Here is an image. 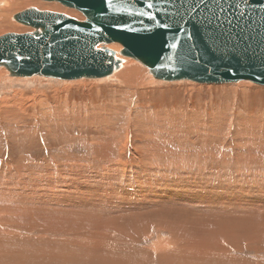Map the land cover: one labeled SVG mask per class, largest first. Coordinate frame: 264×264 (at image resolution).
<instances>
[{
  "label": "rangeland",
  "instance_id": "374dc122",
  "mask_svg": "<svg viewBox=\"0 0 264 264\" xmlns=\"http://www.w3.org/2000/svg\"><path fill=\"white\" fill-rule=\"evenodd\" d=\"M22 3L12 2V5L9 4V6L4 8L5 5H3V0L0 1V15L4 10L3 16H0V35L6 32H32L33 28L17 22L13 18L15 13L29 7L64 13L79 20L84 19V15L80 11L67 7L58 1L27 0L25 4ZM6 11H9L8 14ZM117 45L118 44H110L108 47L113 49L115 46L117 47ZM118 49L120 50L121 48ZM119 50L116 51L117 54ZM118 57L123 59L120 68L112 75L104 78L62 80L45 78L42 76L12 77L4 66H0V237H6L9 234L10 237H12L15 232L21 235L23 237V239H21L24 240L22 241L20 239L19 241L22 242H19L14 237L5 243L7 244L6 246L0 241V264H36L32 261L34 260L33 257L30 256L31 258H29V256H27V254L31 252L25 253L23 248L29 243L30 245L28 247H33L35 249L37 247V240L34 242V239H37V236L42 233H46H44L45 230L40 227L41 224L36 226L38 230L27 225V221L31 224L33 220L31 214L28 216L29 212H31L33 208L32 211L37 215L39 211L43 210L46 214L42 212V216L40 215L41 213L38 215L45 218L47 215L51 216L52 212L50 210L52 207H65L71 202V206H74L76 211L90 214V216L92 215V219L93 217L94 219L96 217L98 218L99 215L100 220H102V218V221L107 219V225L108 222L109 224L113 222V220L109 221L108 219L111 220L113 217L117 218L128 215L125 220L117 221V224L113 222V227L112 225H108V231L106 227L105 229L101 227L106 234V238L102 237L104 239L108 238V240L105 241L101 237V239L104 240L101 241L102 243L105 242L103 243L105 245L107 243L108 245L106 246H110L111 248L107 251L108 254L105 259L104 257H100L98 260L93 257V254L96 253L94 250L91 249V251L89 249L88 251L84 248L86 250V258L92 257L91 260L94 264L95 261H97L98 264H168L169 259H166L170 256H172L170 259H175L174 262L176 264H186L185 262L189 260V257L191 259L189 260L190 262H188L189 264H197L200 259L199 264H208L210 259L207 258L209 257L208 254L214 249L216 251H213L214 257L221 255L218 257H221L220 259H222V262L213 258L211 253L210 257L213 259L211 258L209 263L213 262L212 264H223L225 261L227 264H232L231 262L233 259L239 260L240 257L242 260L244 258L243 261L250 262L249 264H257V262L258 264H264V232H262V235L261 233L258 234V236L252 233L254 235L251 237L249 236L248 239L246 236L251 234L248 232L250 229H246L248 227L253 228L251 230H254V232L256 229L258 230L260 228L261 230L264 228V215L263 213L260 214V216L258 215L264 212V86L247 80L223 84H203L191 80L164 81L153 78L148 69L139 62L131 58H124L121 55ZM127 67L131 68V73L129 72L130 75L125 79L118 78L117 74L124 71ZM101 148L103 149L101 150ZM64 153L67 154L66 157ZM99 154L103 155V157L100 158L101 156ZM91 157H93V160L90 159ZM97 157H99V159ZM74 158L77 160H74ZM81 158L84 160H81ZM86 159L87 161H91V163H89V161L87 162ZM77 161H82L80 163H83V167H85L86 165L84 164L87 163L91 165L89 168H87L88 165L86 166L89 171L86 168L84 169L88 173L91 169V173H89L91 181L80 178V182H83L81 186L86 182L85 184L90 186H88L89 190L84 187V193L79 194L78 191H75L74 193H70V195L75 197L71 196L70 198V195L67 196V194L63 193L64 196L62 197H64V199L61 197L63 200L58 199L54 201H52L53 198L49 196L48 193H45L48 197L40 194L37 195V197L34 196V198L36 197V203L34 202L35 200L31 197V191L29 190L35 193L42 191L39 190V188H42L41 186L48 187L55 178L58 179H56L55 182H58L61 180V175L63 178L67 176V179L72 181L71 188L76 186L77 182L74 183L73 178L76 177V173H79L78 171H81L80 167L82 166L80 163H77ZM93 162L96 166L93 165ZM98 165L101 170L99 168L97 169ZM110 165H112L114 169ZM115 166H117V168ZM36 167L40 168L37 169ZM71 167L73 169H71ZM75 167L77 169L79 168V170ZM119 167H122L121 170H123L121 171ZM105 168L106 170H104ZM73 170H75V174H73ZM114 170L116 172H121L117 174L115 172L113 176ZM100 171L102 173H100ZM180 172L182 174H180ZM196 173H198V175H196ZM38 176L43 180L37 179ZM100 176L105 177L103 179ZM184 176L186 178L187 176L191 177L187 178L189 179L188 181ZM161 178L163 180H161ZM31 180L35 182L33 183ZM22 181L23 183L27 181V184L31 181L29 185L35 184L31 186L34 188H31L29 185L24 187L21 183ZM41 182L44 183L42 184ZM80 182L78 183L80 184ZM36 183H40L39 186L38 184L36 186ZM56 186L57 189L62 190L59 185L56 184ZM82 188L83 187H80V189ZM17 192L18 195H16ZM24 192L26 195L29 192L25 198ZM38 198H40V200ZM44 198H48L49 201L46 199V203ZM71 198L76 199V201L74 202ZM226 199L231 201H227ZM59 201L63 203L59 205ZM84 201L85 203H83ZM135 201H137V206ZM221 202L222 204H220ZM37 203L40 204V207L37 206L40 210H37V207L31 208L32 204L36 206L38 205ZM41 203L42 206L46 204L48 208H51L50 210L47 208L51 213H49L46 207H44V209L47 210V212L44 211ZM48 203H51L50 205L52 207H50V205L48 206ZM79 203H82V206ZM201 203L204 205H201L203 208L199 206ZM24 204L29 211L24 208ZM172 204L173 207L174 204H177L175 207L179 205L180 208L181 206H185L187 209L186 213L188 211L191 213L194 212L193 214L195 216L199 215L197 210H201V208L204 209V207L209 209L211 206L212 209L210 208L209 210L213 211V215L215 214L214 218L218 219L219 211H221L220 214L223 216V219H218L220 221L216 220L217 222L214 224L215 220L211 217V211L209 213V210L207 211L206 209L203 211L206 215L203 216V218H206L202 219V216L195 217L196 220L193 219L195 221L193 225H196V221L201 219L203 221L207 220L210 226H208V224H205L207 226L203 225L206 221H201L203 223L200 224L199 228H201L202 225L203 227L202 230L198 231L199 228L197 227L198 229L195 230V225H192V222H194L193 220L191 221L193 215L187 213V216L186 213H180L185 212V207H183V211H180V209L177 212L175 211L176 213H180V215L177 214L178 216L175 215L176 213L171 210L173 209ZM189 204L193 208L188 209L190 207ZM162 205L163 207L166 206V211L168 209L167 212H165V208H163ZM195 205L197 206L196 209L198 207L199 209L195 210ZM125 206L133 208L129 209ZM135 206L136 208L145 206L143 209H146V211L148 209L147 207H150L151 210L152 207L157 209V207L159 208L160 206V210L157 209L156 212H158V210L159 212L164 210V213H162L166 216L171 214L172 219L176 218L177 220L179 217H182L185 220L181 218V221L183 220L182 223L181 221L178 222L175 220L179 223L176 225L175 221H173L170 216L164 219L166 216L162 215L161 212L156 215V220L154 218L156 213H153L155 212L154 208L149 212H152L151 215L148 212L147 214L154 216L153 218L149 216V220L154 223L156 222L155 224L157 225L150 223V221L144 226L146 223L144 222L143 224L142 222L143 229L141 225L129 223L131 220L130 215L135 213ZM169 206L170 211L168 208ZM224 206L227 208L226 210H224ZM54 208L53 210L55 213L63 214L62 211L59 213L60 210L58 211ZM235 209L242 210V214L241 211ZM142 210L139 209L136 213H140ZM144 210L142 211L144 212L142 216L145 218L147 214H145L146 212ZM172 211L174 213H171ZM25 212H28L27 215ZM33 212H31L32 216ZM226 212H228V214ZM182 214H185L188 218L190 217L189 215H192V218H189V222H191L189 225H192L194 228L189 225L187 226L186 223L189 222L186 219L188 218L183 217ZM243 214L246 215L244 219L242 217ZM254 214L256 217H253ZM38 215L35 217L36 220L43 221ZM138 215L139 214L135 216L138 217ZM160 215L164 217L161 218ZM231 215L232 217L228 219ZM25 216H28V218L31 217V219L25 218ZM157 216L161 218V221H158L160 219H158L159 217L157 218ZM233 217L238 219V221L241 220L242 223H239L236 219L233 221ZM225 218L227 219L224 220ZM240 218H242L244 222ZM137 219L139 220V218ZM141 219L142 221H147L146 219L148 218L146 217L143 219L142 217ZM162 219L168 224L163 223ZM249 219H251V224L246 222ZM36 220L34 219L33 223H35ZM171 220L175 225L173 222L171 223ZM123 222L124 225L127 223V225H125L126 228L122 224ZM78 223L80 227H82V230L78 228L81 231H77V229L73 231L74 233L71 232L66 235L60 233V230L56 229L55 234L59 235L55 236L58 238L66 237L67 240H69L68 238L72 239V236L78 237L77 235H79V233L81 235L91 227L90 230L94 237H97L101 232L100 230H102L99 226L97 227L96 224L89 227L86 223L87 227L84 221L79 220ZM129 224L130 226H128ZM148 224L150 228H148ZM150 224H154L155 226H151ZM158 224L160 225L158 226ZM259 224L260 226L262 225V228ZM183 226L189 227L188 230H190V227L194 230L191 229L190 232ZM181 227L186 229L184 230ZM115 228L117 231L114 230L113 232ZM209 232H212L211 234L213 235H210ZM214 232H219V235L216 233V235H218L217 238ZM226 232H228V234L231 233V236L226 234ZM256 232L259 233L258 231ZM240 233L241 235L243 233L245 236L242 235L241 237ZM225 234L226 236H224ZM233 234L235 236H233ZM209 235L213 236L212 238L215 240L211 241L210 239L212 238H210ZM207 236L210 238H208L209 240L207 239L208 242L211 241V243H209L212 244L209 246L210 248L207 245L209 244L207 241V243L202 246L201 244L203 243H197L198 240H201V237L203 240V238ZM219 236L221 238H219ZM254 236L255 238L251 239ZM138 237L140 238L138 239ZM231 237L233 238V242H235L234 239H237V243H233ZM224 238H228V242L227 240L225 241ZM244 238L247 239H245L246 244H249H245ZM217 239L221 240L218 241ZM222 240L225 242V247L231 243L233 244L231 247L228 246L231 250L229 248H224V242ZM34 243H36V245ZM103 244L102 247H106ZM156 244L158 247H154L153 251L152 245ZM192 244L195 250L193 248L190 249ZM214 244L215 246L219 244L220 247L217 246L215 248ZM104 247L102 249L106 254ZM203 247H206V249H211L212 247V251L207 250L208 254H206L204 253L206 251ZM149 248L151 250H149ZM157 249H159L158 253L161 252V255L157 253ZM46 250L45 252L50 251L49 248H46ZM57 250L56 252L60 253V250ZM161 250H163V252ZM225 250L228 251L226 252ZM155 251L157 253L156 255ZM187 252H189L190 255L187 254ZM193 252H196L194 253L195 255ZM223 252L225 254H223ZM12 253L13 255L11 256ZM14 255L17 256L18 259H13ZM49 255H47L48 261L52 259V257L50 259L48 258ZM148 255H150V257L152 256L154 260L150 262L152 257L149 258ZM158 255H164L163 258L167 257L165 259L166 262L161 257L162 260H160L164 261V263L158 261ZM177 255H180V257L183 255V257L179 258ZM22 256L26 259H23ZM230 256L233 257V259ZM204 257L205 260L203 259ZM228 257L232 259H229L230 262ZM235 257L237 259H235ZM42 258H44V256ZM155 258L158 259L155 260ZM183 258L186 259H184V261L180 260ZM47 259H43V261H41L42 264L44 262L47 263ZM148 259L150 260L147 262L146 260ZM193 260H195L194 263ZM50 261V264H54L57 261H60V264H70L69 261L63 262L61 259L57 258L54 260V263H52V260ZM157 261L159 263H157ZM242 262L240 263L243 264L244 262Z\"/></svg>",
  "mask_w": 264,
  "mask_h": 264
},
{
  "label": "water",
  "instance_id": "95a60500",
  "mask_svg": "<svg viewBox=\"0 0 264 264\" xmlns=\"http://www.w3.org/2000/svg\"><path fill=\"white\" fill-rule=\"evenodd\" d=\"M46 1H58L77 9L84 19L34 7L15 13L13 18L30 26L33 31L0 35V66H4L12 77L42 76L62 80L104 78L117 71L123 62L116 51L108 47L117 43L121 45L119 56L139 62L155 79L191 80L203 84L247 80L264 86V59H256L250 66L248 61L240 62L227 55L217 56L204 50L200 64L191 59L178 64L177 53L186 49L190 42L166 17L160 15L157 20H152L141 16L142 11L156 12V8L147 9L146 0H113L115 7L121 11H107L106 0ZM102 12L105 13L103 16ZM158 20L170 23L172 27L162 28ZM114 23L127 27H111ZM101 26L102 31L97 32L96 29ZM194 38L203 48L198 33ZM171 43H176L177 48L167 47ZM97 44L102 50L96 49ZM17 56L22 58L17 59ZM205 66L208 71L204 70ZM172 68L177 70L171 71Z\"/></svg>",
  "mask_w": 264,
  "mask_h": 264
},
{
  "label": "bare ground",
  "instance_id": "6f19581e",
  "mask_svg": "<svg viewBox=\"0 0 264 264\" xmlns=\"http://www.w3.org/2000/svg\"><path fill=\"white\" fill-rule=\"evenodd\" d=\"M0 1H1V0H0ZM12 2L19 3V4L23 2V3L25 4V2H27V0H3V5H5L4 8H5L6 6H9V4L12 5V4H11ZM23 3H22V4H23ZM29 3H30V2H29ZM19 4H18V5H19ZM13 5H14V4H13ZM16 5H17V4H16ZM16 5H15V6H16ZM15 6H14V7H15ZM20 6H21V5H20ZM1 8H3V7H1ZM8 8H10V7H8ZM11 9H12V8H11ZM1 12H2V11H1ZM3 12H4V10H3ZM3 12H2V14H3ZM6 12H7V11H6ZM8 12H9V11H8ZM8 12H7V14H8ZM2 14H1L0 16H3ZM112 44H117V43H112ZM118 48H121V45H120V44H118L117 47L115 46V48H113V49H114L115 51H118V50H119ZM116 53H117V52H116ZM118 54H119V53H118ZM118 54H117V55H118ZM118 56H119V55H118ZM118 56H117V57H118ZM125 63H126V62H125ZM125 63H124V64H125ZM124 64H123V65H124ZM130 71H131V68L127 67V68L124 69V71L118 73V74H117V77H118V78L120 77V78H124V79H125L127 76L130 75V73H131ZM129 72H130V73H129ZM128 73H129V74H128ZM127 74H128V75H127ZM124 79H123V80H124ZM85 143H86V142H85ZM98 143H99V142H98ZM103 143H104V142H103ZM97 145H98V144H97ZM99 145H100V144H99ZM101 145H102V143H101ZM102 147H103V146H102ZM103 148H104V147H103ZM103 148H101V150H102ZM86 149H87V148H86ZM106 149H107V148H106ZM88 150H89V149H88ZM91 150H92V149H91ZM92 151H93V150H92ZM64 154H65V153H64ZM94 154H95V153H94ZM66 155H67V154H65V157H66ZM99 155H100V154H99ZM99 155H98V156H99ZM100 156H101L100 158L103 157V155H100ZM169 156H170V155H169ZM75 157H76V156H75ZM78 157H79V156H78ZM205 157H206V156H205ZM238 157H239V156H238ZM240 157H241V156H240ZM87 158H88V156H87ZM92 158H93V157H91L90 159H92ZM97 158L99 159V157H97ZM171 158H172V157H171ZM65 159H66V158H65ZM75 159H76V158H74V160H75ZM104 159H105V158H104ZM164 159H165V158H164ZM215 159H216V158H215ZM68 160H69V159H68ZM76 160H77V159H76ZM81 160H84V159L81 158ZM92 160H93V159H92ZM102 160H103V159H102ZM247 160H248V159H247ZM86 161H87V159H86ZM88 161H89V160H88ZM88 161H87V162H88ZM104 161H105V160H104ZM254 161H255V159H254ZM80 162H82V161H80ZM80 162L77 161V163H80ZM94 162H95V161H94ZM94 162H93V165L96 166V164H95ZM97 162H98V161H97ZM108 162H109V161H108ZM108 162H107V163H108ZM84 163H85V162H84ZM89 163H91V161H89ZM112 163H113V162H112ZM59 164H60V163H59ZM64 164H65V163H64ZM80 164H81V163H80ZM116 164H117V163H116ZM174 164H175V163H174ZM192 164H193V163H192ZM70 165H71V164H70ZM81 165H82L81 167L78 165V166L81 168V171H78L79 173H76V174H75V172H74L75 170H73V172H74L73 174H75V176H76L75 178H73V181H74V183L77 182L76 186H73V188H71V187H72V186H71L72 181H71L70 179H67V176H66V175H65L66 177H64V178H63L62 175H61V176H60V179H61V180H59L58 182H55L56 179H57V178H55V179L52 180L53 182H52L51 185L48 186V184H47L48 187L41 186L42 188H39V190H42V191H39V192H36V193H35L34 191L29 190V191H31V193H30L31 197L34 198V196L37 197V195H40V194H43V196H47L45 193H48V195L51 196V197L53 198L52 201H54V200H58V199H62V198L64 199V197H62V196H64L63 193L67 194V196H68V195H70V193H74L75 191H78L79 194L84 193V192H85V188H87V189L89 190V188H88L89 185L85 184L86 182H85L84 184H82V186H81V183H83V182H80V181H81L80 178H83V179H85V180H86V179H87V180H90V174H89V173H91V169H90V172H89V173H88L87 171H85L84 169L86 168L87 165H88L87 168H89V166H91V165H89L88 163H87V164H84V165H86L85 167H83V163H82ZM93 165H92V166H93ZM102 165H103V164H102ZM113 165H115V164H113ZM188 165H190V164H188ZM60 166H61V165H60ZM78 166H77V167H78ZM110 166H112V165H110ZM34 167H35V166H34ZM104 167H105V166H104ZM115 167L117 168V166H115ZM28 168H29V166H28ZM36 168L38 169V168H40V167H36ZM62 168H63V167H62ZM75 168H76V167H75ZM87 168H86V169H87ZM91 168H92V167H91ZM93 168H94V167H93ZM98 168H99V165H98L97 169H98ZM107 168H108V167H107ZM112 168H113V166H112ZM112 168H111V169H112ZM119 168H120V167H119ZM121 168H122V167H121ZM121 168H120V170H121ZM29 169H30V168H29ZM32 169H34V168H32ZM41 169H42V168H41ZM57 169H58V168H57ZM59 169H60V168H59ZM71 169H73V168L71 167ZM76 169H77V168H76ZM99 169L101 170V168H99ZM109 169H110V168H109ZM113 169H114V168H113ZM113 169H112V170H113ZM47 170H48V169H47ZM77 170H79V168H78ZM77 170H76V171H77ZM87 170L89 171V169H87ZM104 170H106V168H105ZM115 170H116V169H115ZM115 170H114L113 174L111 173L113 176H114V173L116 172ZM117 170H119V169H117ZM122 170H123V169H122ZM122 170H121V171H122ZM24 171H25V169H24ZM102 171H103V167H102ZM121 171H119V172H121ZM93 172H94V170H93ZM119 172L117 171L116 174L119 173ZM123 172H124V171H123ZM181 172H182V171H181ZM181 172H180V174H182ZM194 172H195V171H194ZM100 173H102V172L100 171ZM156 173H157V172H156ZM185 173H187V172H185ZM191 173H192V172H191ZM191 173H189V174H191ZM54 174H55V173H54ZM58 174H59V173H58ZM180 174H179V175H180ZM187 174H188V173H187ZM36 175H37V174H36ZM40 175H41V174H40ZM56 175H57V174H56ZM91 175H92V174H91ZM101 175H102V174H101ZM118 175H119V176H122V175H120V174H118ZM196 175H198V173H196ZM73 176H74V175H73ZM116 176H117V175H116ZM191 176H193V175H191ZM191 176H190V177H191ZM237 176H238V175H237ZM28 177H29V176H28ZM53 177H54V176H53ZM56 177H57V176H56ZM68 177H69V176H68ZM100 177L104 179L105 176H104V177L100 176ZM117 177H118V176H117ZM184 177H185V176H184ZM184 177H183V178H184ZM188 177H189V176H187V178H188ZM190 177H189V178H190ZM38 178H39V176L37 177V179H38ZM118 178H119V177H118ZM162 178H163V177H162ZM162 178H161V180H163ZM164 178H165V177H164ZM179 178H180V177H179ZM185 178H186V177H185ZM187 178H186V179H187ZM194 178H195V177H194ZM39 179L41 180L42 178L40 177ZM91 179H92V178H91ZM97 179H98V178H97ZM99 179H100V178H99ZM119 179H120V178H119ZM128 179H129V177H128ZM176 179H177V178H176ZM42 180H43V179H42ZM42 180H41V181H42ZM57 180H58V179H57ZM85 180H84V181H85ZM87 180H86V181H87ZM100 180H102V179H100ZM123 180H124V179H123ZM167 180H168V179H167ZM169 180H170V179H169ZM181 180H183V179H181ZM187 180L189 181V179H187ZM187 180H186V181H187ZM197 180H198V179H197ZM28 181H29V180H28ZM31 181H33V180H31ZM31 181H30V183H29V182H28V183L31 184ZM38 181H39V180H38ZM38 181H37V182H38ZM90 181H91V180H90ZM90 181H89V182H90ZM110 181H111V180H110ZM141 181H142V180H141ZM178 181H180V180H178ZM184 181H185V179H184ZM188 181H187V182H188ZM34 182H35V181H33V183H34ZM50 182H51V181H50ZM54 182H55V183H54ZM78 182H80V184H79ZM92 182H93V181H92ZM104 182H105V181H104ZM114 182H115V181H114ZM114 182H113V183H114ZM144 182H145V181H144ZM144 182H143V183H144ZM190 182H191V181H190ZM197 182H198V181H197ZM197 182H195V183H197ZM21 183H22V185H24V187H27V186L29 185V184H27V181H24V183H23V181H22ZM41 183H42V182H41ZM43 183H44V182H43ZM43 183H42V184H43ZM132 183H133V182H132ZM161 183H162V182H161ZM37 184H38V186H39L40 183H36V186H37ZM56 184L59 185V186L62 188V190L57 189ZM159 184H160V183H159ZM176 184H177V182H176ZM34 185H35V184H33V185H31V186H34ZM73 185H74V184H73ZM90 185H91V184H90ZM111 185H112V184H111ZM127 185H128V184H127ZM144 185H145V184H144ZM191 185H192V184H191ZM198 185H199V184H198ZM29 186H30V185H29ZM31 186H30V187H31ZM91 186H92V185H91ZM152 186H153V185H152ZM192 186H193V185H192ZM195 186H196V184H195ZM80 187H83V188L80 189ZM84 187H85V188H84ZM89 187H90V186H89ZM202 187H203V186H202ZM31 188H34V187H31ZM61 188H60V189H61ZM63 188H64V189H63ZM74 188H75V189H74ZM95 188H96V187H95ZM139 188H140V187H139ZM155 188H156V187H155ZM24 189H25V188H24ZM163 189H164V188H163ZM184 189H185V188H184ZM198 189H199V188H198ZM33 190H34V189H33ZM95 190H96V189H95ZM185 190H186V189H185ZM190 190H191V189H190ZM199 190H201V189H199ZM4 191H5V190H4ZM49 192H50V194H49ZM57 192H59V193H57ZM91 192H92V191H91ZM94 192H95V191H94ZM120 192H121V191H120ZM193 192H194V191H193ZM19 193H21V192H19ZM76 193H77V192H76ZM128 193H129V192H128ZM28 194H29V192H28ZM28 194H27V195H28ZM140 194H141V193H140ZM140 194H139V196H140ZM16 195H18V192H17ZM16 195H15V196H16ZM27 195H26V193L24 192V198H25ZM30 195H29V196H30ZM77 195H78V194H77ZM83 195H87V194H83ZM91 195H93V194H91ZM114 195H115V194H114ZM128 195H129V194H128ZM143 195H144V194H143ZM154 195H155V194H154ZM161 195H162V194H161ZM41 196H42V195H41ZM43 196H42V198H43ZM67 196H65V197H67ZM71 196H72V195H70L69 198H70ZM81 196H82V195H81ZM135 196H136V195H135ZM180 196H181V195H180ZM31 197H30V198H31ZM36 197L34 198V200L36 199ZM39 197H40V196H39ZM47 197H48V196H47ZM61 197H62V198H61ZM72 197H75V196H72ZM128 197H129V196H128ZM52 198H50V199H52ZM78 198H79V197H78ZM78 198H77V199H78ZM154 198H155V197H154ZM26 199H28V198H26ZM38 199L40 200V198H38ZM46 199H48V198H46ZM46 199L44 198V200H46ZM63 199H62V200H63ZM71 199H72V198H71ZM82 199H83V197H82ZM24 200H25V199H24ZM30 200H31V199H30ZM32 200H33V199H32ZM32 200H31V201H32ZM34 200H33V201H34ZM39 200H38V201H39ZM44 200H43V202H44ZM72 200H73L74 202L76 201V199H72ZM226 200H227V199H226ZM48 201H49V199H48ZM60 201H61V200H60ZM60 201H59V205H61L60 203H63V202H60ZM103 201H104V200H103ZM127 201H128V200H127ZM221 201H223V200H221ZM227 201H231V200H227ZM227 201H226V202H227ZM27 202H28V201H27ZM27 202H25V203H27ZM34 202L36 203V200H35ZM34 202H33V204H34ZM41 202H42V201H41ZM55 202H56V201H55ZM66 202H67V201H66ZM80 202H81V201H80ZM110 202H111V201H110ZM114 202H115V201H114ZM151 202H152V201H151ZM170 202H172V201H170ZM213 202H214V201H213ZM38 203H39V202H38ZM38 203H37V204H38ZM46 203H47V200H46ZM64 203H65V202H64ZM83 203H85V201H84ZM112 203H113V202H112ZM124 203H125V202H124ZM136 203H137V201H135V204H136ZM146 203H147V202H146ZM159 203H160V202H159ZM173 203H174V202H173ZM196 203H198V202H196ZM202 203H203V202H202ZM202 203H201L199 206L203 205ZM223 203H224V202H223ZM30 204H31V203H30ZM33 204H32V206H31V208H32V207H35V208H36L37 206L40 207V204H38V205H36V206H33ZM43 204H45V203H43ZM50 204H51V203H50ZM50 204L48 203V206H49ZM52 204H54V203H52ZM66 204H67V203H66ZM71 204H72V202L69 203L68 206H67V205L65 206V204H64L65 207H60V208L58 207L59 209H58L57 207L54 208V207H52V206L50 205V207H52V209H51V208H48L46 204H45L46 206H45V205L42 206V203H41V206H42L43 209H44V207H46V209H47V208H48L49 210L51 209L50 211L52 212V213H51V212L47 209V210L49 211V213H51V216H48V215H47L48 217L45 216V218H42V217H41L42 214H43V213L46 214V213L43 212V210L39 211V213H38V211H37L38 214L41 213V214H40L41 216H39L38 214H37V215H38L39 217H41V219H43V221L39 220L38 217H37V218H38L39 221L36 220L35 217H36L37 215H35V213L32 211L33 208L31 209V212H33V216H32V213L29 212V215H28V216H30V214H31V217H33L32 219H33V220L35 219L36 222L33 223V220H32V222H31V224H30V223H28V221H27V225H28L29 227L32 226L33 229H34V228L37 229L36 226L39 225V224H41L40 227H41L43 230H45L44 233H46V234H43V233H42L41 235L37 234V235H39V236H37V239H36V238L34 239L35 241L33 240L34 242H36V240H37V242H36V243H37V247L34 246V247H36L35 249H34L33 247H28V246L30 245L29 243H27V245L23 248V250H24L25 253L31 252V253L27 254V256H29V258L33 257L34 260H32V261H34V263H36V264H42L41 261H43V259L45 260V258L47 259V255L50 254V255L48 256V258L50 259V258L52 257V259H50V260H52V263H54V260L57 258V259H61L63 262H64V261H69L70 264H94V262H92V260H91L92 257H91V258H90V257L86 258V256H85V255H86V253H85L86 250H85V249H87L88 251H89V249H90V250H91V249L94 250L96 253L93 254V257L97 258L98 260H99L100 257H104V259H105V257H106L107 254H108L107 251L110 250L111 248H110V246H108V247L106 246V245H108L107 243H106V245L103 244V243H105V242L102 243V241H104V240H105V241L108 240V238H107V239H104V238H106V237H105L106 234L104 233L103 230H104L105 227H106V228H107V231H108V227H107L108 225L111 226L113 222H114V224H117V223H116L117 221H119V220H125V219L128 217V215H126V214H125L126 216H120V217H117V218H116V217H113V218H111V220L108 219L109 221H112V220H113V222H111V224H109V222H108V225H107V224H106V223H107V219H106V218H105V219H106L105 221H102L103 218H102V220H100V218H99L100 215H99V217H98L99 219H98L97 217H96L95 219H94V217H93V219H92V218H91L92 215L90 216V214L80 213V212L76 211V208H75L74 206H71ZM79 204H80V203H79ZM79 204H78V205H79ZM81 204H82V203H81ZM81 204H80V205H81ZM135 204H134V205H135ZM153 204H154V203H153ZM161 204H162V203H161ZM161 204H160V206H161ZM177 204H178V202H177ZM177 204H176V205H177ZM184 204H185V203H184ZM204 204H205V203H204ZM220 204H222V202H221ZM227 204H228V203H227ZM249 204H250V203H249ZM26 205H27V204H26ZM56 205H57V203H56ZM62 205H63V204H62ZM80 205H79V206H80ZM150 205H151V204H150ZM155 205H156V204H155ZM176 205L174 204V207H173V204H172L173 209H171V210H173L174 212H175V211H176V212L179 211V209H180V211H181L182 209H184L183 207H185V206H183V207L181 206V208H180L179 205H178V207H175ZM180 205H181V204H180ZM185 205H186V204H185ZM189 205H190V204H189ZM191 205L193 206L192 202H191ZM191 205H190L189 208H188V207H187V208H188V209L193 208V207H191ZM196 205H197V204H196ZM196 205L194 206V207H195V210L199 209V207L196 209V207H197ZM205 205H206V204H205ZM211 205H212V204H211ZM213 205H214V204H213ZM252 205H253V204H252ZM252 205H251V206H252ZM28 206H29V205H28ZM81 206H82V205H81ZM109 206H110V205H109ZM136 206H137V204H136ZM136 206H135V208H136ZM147 206H148V205H147ZM152 206H154V205H152ZM157 206H158V205H157ZM157 206H156V207H157ZM160 206H159V208H160ZM203 206H204V205H203ZM221 206H222V205H221ZM246 206H247V204H246ZM246 206H245V207H246ZM73 207H74V208H73ZM76 207H78V206H76ZM125 207H127V206H125ZM144 207H145V206H144ZM144 207L142 206L141 208L143 209ZM162 207H163V205H162ZM165 207H166V206H164L163 208H165ZM201 207H202V206H201ZM229 207H230V206H229ZM232 207H233V206H232ZM243 207H244V205H243ZM249 207H250V206H249ZM263 207H264V206H263ZM24 208H26L25 204H24ZM29 208H30V207H29ZM35 208H34V209H35ZM42 208H41V209H42ZM53 208H54V209H57L58 211L60 210L59 213H61V211H62L63 214H58L57 212H56V213H57V214H56L55 211L53 210ZM78 208H79V207H78ZM78 208H77V209H78ZM81 208H82V207H81ZM81 208H80V209H81ZM127 208L132 209L133 207L130 208V206H128ZM141 208H136V209H138V210H139V209L142 210ZM147 208H148L147 211H146V209H145V210L143 209V210L146 212L145 214H147V212L149 213L150 211H152L155 207H154V208L152 207L151 210H150V207H147ZM159 208L157 207V209H159ZM168 208H169V211H170V206H169ZM202 208H203V207H202ZM202 208H201V210L199 209L200 211L197 210V211L199 212V213H198L199 215H196V216L193 214L194 212H192V213H191L190 211L187 212V213L193 215V218H192V215H189V216L192 218L191 221H192L193 219L196 220L195 217H197V216H199V217L202 216V219H205V218H206V217L203 218V216H206V215L204 214L203 211L206 210L207 207H206V208L204 207V209H202ZM210 208H211V206H210ZM210 208H209V209H210ZM214 208H216V207H214ZM224 208H225V206H224ZM236 208H237V207H236ZM239 208H240V207H239ZM239 208H238V209H239ZM26 209L28 210V208H26ZM36 209H37V210H40V209H38V207H37ZM136 209H135V211H134L135 213H134L133 215H134V216L137 215V214H139V215H138V217H137V216L134 217L133 215H130V219H131V220H130L129 223H130V224L141 225V228L144 229L143 224H144V222H145V223H146V224H144V226H145V225H147V222H150V221H151V220H149V216L151 215L152 212L149 213L150 215H149V214H147V216L145 215V216L148 218V219H146L147 221H145V220L142 221V219H141L142 217H143V219L146 218V217L144 218V216H142V213H144V212H142L143 210L140 211V213H141V215H140V213H138V212L136 213V211H138V210H136ZM157 209L155 208V209H154L155 212H153L154 214L156 213V214H155V217H154V216H150V217H152V218L154 217V218L156 219V215H157L158 213L161 212V211L159 212L160 209L158 210V212H156ZM209 209H207V211H208ZM211 209H212V208H211ZM216 209H217V208H216ZM221 209H223V208H221ZM226 209H227V208H225L224 210H226ZM233 209H234V207H233ZM243 209H244V208H243ZM245 209H246V208H245ZM27 210H25V211H27ZM47 210L44 209V211H46V212H47ZM57 210H56V211H57ZM78 210H79V209H78ZM124 210H125V208H124ZM126 210H127V209H126ZM161 210H162V209H161ZM164 210H165V212L168 211V209H167V211H166V208H165ZM164 210H162V212H163ZM191 210L194 211L193 209H191ZM229 210H230V209H229ZM235 210H237V209H235ZM247 210H248V208H247ZM249 210H250V209H249ZM251 210H252V208H251ZM258 210H259V209H258ZM28 211H29V210H28ZM35 211H36V210H35ZM53 211H54V212H53ZM89 211H90V210H89ZM127 211H128V210H127ZM173 211H172L171 213H174ZM182 211H183V210H182ZM184 211H185V212H180V213H186V211H187L186 207H185ZM201 211H202V212H201ZM210 211H211V210H209V213H210ZM232 211H233V210H232ZM237 211H241V214H242V210H237ZM42 212H43V213H42ZM84 212H86V211H84ZM87 212H88V211H87ZM93 212H94V211H93ZM93 212H92V214H93ZM102 212H103V211H102ZM102 212H101V213H102ZM111 212H112V211H111ZM128 212H129V211H128ZM162 212H161V213H162ZM176 212H175V213H176ZM205 212H206V211H205ZM243 212H245V211H243ZM246 212H247V211H246ZM249 212H250V211H249ZM252 212H253V211H252ZM255 212L259 213L258 211H255ZM255 212H254V213H255ZM25 213H26V215H27L28 212H25ZM49 213H48V214H49ZM54 213H55V214H54ZM101 213H100V214H101ZM163 213H164V212H163ZM163 213H162V215H164ZM180 213H176L175 215H177V214L180 215ZM187 213H186V215L188 216ZM200 213L203 214V215H201ZM209 213H208V214H209ZM212 213H213V211H211V215H212L211 217L214 218V215H215V214L213 215ZM214 213H215V211H214ZM217 213H218V212H217ZM220 213H221V211H219V218H218V219H221V218L223 217ZM222 213H223V212H222ZM226 213L228 214V212H226ZM238 213H239V212H238ZM262 213H263V215H264V212H261V213H259L258 215L260 216V214H262ZM52 214H53L54 216H53ZM98 214H99V213H98ZM106 214H107V213H106ZM106 214H105V215H106ZM227 214H225V215H227ZM250 214H251V212H250ZM34 215H35V216H34ZM94 215H95V214H94ZM105 215H104V216H105ZM178 215H177V216H178ZM186 215H185V214H184V215L182 214V216L185 217V218L187 217ZM220 215H221V216H220ZM225 215H224V216H225ZM229 215H230V214H229ZM247 215H248V213H247ZM251 215H252V214H251ZM28 216H27V217L25 216V218H28ZM96 216H98V215H96ZM112 216H113V215H112ZM112 216H110V217H112ZM115 216H118V215H115ZM164 216H166V215H164ZM164 216H161V215H160L161 218H163ZM167 216H170L171 219H172L171 214H170V215L168 214ZM167 216L164 217V219L167 218ZM177 216H175V217H177ZM208 216H209V215H208ZM216 216L218 217L217 214H216ZM216 216H215V217H216ZM233 216H234V215H233ZM239 216H240V215H239ZM239 216H238V219H239ZM254 216H255V214L253 215V217H254ZM31 217H29L28 219H31ZM43 217H44V215H43ZM105 217H106V216H105ZM158 217H159V216H157V218H158ZM160 217L158 218V219H160V220H158V221H161V218H160ZM173 217H174V215H173ZM190 217H189V218H190ZM227 217H228V216H227ZM230 217H232V215L229 216L228 219H229ZM242 217H243V219H244V217H246V215L243 214ZM255 217H256V216H255ZM263 217H264V216H263ZM107 218H108V217H107ZM137 218H139V220H138ZM168 218H169V217H168ZM181 218H182V217H181ZM181 218L179 217L180 220H179V219L176 220V218H175V219L173 218L172 220H173V221L176 220V221L180 222V221H181ZM187 218H188V217H187ZM189 218H188V219H189ZM236 218H237V216H236ZM236 218L233 217V221H235ZM250 218H252V217H250ZM97 219H98V220H97ZM135 219H137L138 221L135 220ZM182 219H183V218H182ZM188 219H186V220L189 222L190 219H189V220H188ZM198 219H199V218H198ZM207 219H208V218H207ZM218 219H217V218H214V220H215V223H214V224H216V222H217L216 220H218ZM222 219H223V218H222ZM226 219H227V218H225L224 220H226ZM238 219H236V220L238 221ZM240 219H242V218H240ZM243 219H242V220H243ZM245 219H248V218H245ZM256 219H257V218H256ZM79 220L84 221V222H85V225H86V223H87V224L89 225V227H90V226H93V224H96L97 227H98V226H99L100 228L103 227L104 229L101 228V229H102V230H100L101 232H100V233L97 232V233H99V234L97 235V237H94L92 231L90 230L91 227H90V229H88V231H85V232L82 231L83 233L81 232V233H82L81 235H80V233H79V235H77L78 237H76V236H72V239L68 238L69 240H67L66 237H65V238H58L57 236H55V235H59V234H55V233H56V232H55L56 229H57V230H60V231H59L60 233H62V234H66V235H68V234H70L71 232L77 230L78 228H79V229L81 228V230H82V227H80V225H79V223H78ZM156 220H157V219H156ZM172 220H171V223L173 222ZM183 220H185V219H183ZM183 220L181 221V223L183 222ZM194 220H193V221H194ZM230 220H231V219H230ZM258 220H259V219H258ZM153 221H154V219H153ZM162 221H163V219H162ZM176 221H175V223H176V225H177L178 222H176ZM187 221H186V222H187ZM197 221H198V220H197ZM197 221H196L197 224H196V225L194 224L195 227H196L195 230H197V229L200 227V224L203 223V222H205V221H206V222L203 223V225L208 224L207 220L203 221V220L199 219V221H198V222H197ZM201 221H203V222H201ZM208 221H209V220H208ZM218 221H220V220H218ZM240 221H241V220H239L238 222H239V223H242V221H241V222H240ZM125 222H126V221H125ZM142 222H143V224H142ZM186 222H185V223H186ZM243 222H244V220H243ZM246 222H247V223H250V222H251V219L247 220ZM150 223H154V222L151 221ZM155 223H156V222H155ZM155 223H154V224H155ZM158 223H159V222H158ZM163 223H167V222L163 221ZM169 223H170V222H169ZM171 223H170V224H171ZM175 223L173 222L174 225H175ZM193 223H195V221L192 222V225H193ZM263 223H264V222H263ZM263 223H262V225H263ZM81 224H82V223H81ZM83 224H84V223H83ZM114 224L112 225V227L114 226ZM122 224L124 225V222H123ZM130 224H129L128 226H130ZM154 224H150V225L153 226ZM167 224H168V223H167ZM167 224H164V225L166 226ZM173 224H172V225H173ZM178 224H179V223H178ZM186 224H187V226H188L189 224H191V222L186 223ZM209 224H210V223H209ZM209 224H208V226H210ZM244 224H245V223H244ZM250 224H251V223H250ZM125 225H127V223H126ZM125 225H124V226H125ZM155 225H157V224H155ZM155 225H154V226H155ZM159 225H160V224H158V226H159ZM161 225H163V224H161ZM182 225H183V224H182ZM182 225H179V226H182ZM192 225H189V226H192ZM194 225H193V226H194ZM203 225H202V227H203ZM262 225L260 226V224H259V226H260L261 228H262ZM20 226H21V225H20ZM86 226H87V225H86ZM124 226H123V227H124ZM148 226H149V224H148ZM167 226H168V225H167ZM193 226H192V228H194ZM205 226H207V225H205ZM257 226H258V225H257ZM38 227H39V226H38ZM83 227H84V226H83ZM87 227H88V226H87ZM117 227H118V226H117ZM121 227H122V225H121ZM169 227H170V226H169ZM183 227H186V226H183ZM183 227H181V228L184 229ZM197 227H198V228H197ZM202 227L199 228L198 231L202 230ZM41 228H40V229H41ZM85 228H86V227H85ZM92 228H94V227H92ZM100 228H99V229H100ZM125 228H126V226H125ZM148 228H150V226H149ZM162 228H163V227H162ZM186 228H187V227H186ZM186 228H185V229H186ZM192 228L190 227V230H191ZM36 229H35V230H36ZM40 229H39V230H40ZM79 229H78L77 231H81V230H79ZM109 229H110V228H109ZM111 229H112V228H111ZM118 229H119V227H118ZM120 229H121V228H120ZM156 229H157V227H156ZM185 229H184V230H185ZM188 229H189V227H188L186 230H188ZM246 229H247V230L250 229V231H248V232L251 233V234L246 235V236H247V239H248L249 236L251 237L252 235H254V234H252V233H255V235L257 234L256 236H258V234L261 233V235H262V232H264V228H262L263 231H262V229L260 230V228H259L258 230L256 229V231H258L259 233H257L256 231L254 232V230H251V229H253V228H251V227H250V228L248 227V228H246ZM37 230H38V229H37ZM43 230H42V232H43ZM85 230H86V229H85ZM114 230H116V228L113 229V232H114ZM130 230H131V229H130ZM171 230H172V229H171ZM190 230H188V231H190ZM192 230H194V229H192ZM242 230H243V229H242ZM242 230H241V231H242ZM94 231H95V230H94ZM97 231H98V230H97ZM110 231H112V230H110ZM116 231H117V230H116ZM119 231H120V230H119ZM143 231H144V230H143ZM188 231H187V232H188ZM252 231H253V232H252ZM260 231H261V232H260ZM37 232H40V231H37ZM95 232H96V231H95ZM121 232H122V231H121ZM171 232H172V231H171ZM187 232H186V233H187ZM190 232H191V231H190ZM220 232H222V231H220ZM232 232H234V231H232ZM73 233H74V232H73ZM76 233H77V232H76ZM118 233H119V232H118ZM145 233H146V232H145ZM211 233H212V232H209L210 235H213V234H211ZM216 233L218 234L219 232H216ZM216 233L214 232V234H215V236H216V238H217L219 234L216 235ZM224 233H225V232H224ZM234 233H236V232H234ZM62 234H61V235H62ZM104 234H105V235H104ZM115 234H116V232H115ZM172 234H173V233H172ZM226 234H228V232H226ZM226 234H225L224 236H226ZM230 234H231V233H229L228 235H230ZM133 235H134V234H133ZM210 235H209V237L212 238L213 236H210ZM237 235H238V234H237ZM240 235H241V233H240ZM242 235L245 236L243 233H242ZM242 235H241V237H242ZM102 236H103L104 238H103ZM107 236H108V234H107ZM123 236H124V235H123ZM204 236H205V235H204ZM220 236H221V234H220ZM220 236H219V238H221ZM230 236H231V235H230ZM233 236H235V235L233 234ZM233 236H232V237H233ZM14 237H15V239H16L17 241H19L21 238L23 239V237H22L21 235H19V234H17V233L14 232L13 235H12V237H10V234L7 235L6 237H2V238L0 237V241L3 242V243L5 244V243H7L8 241H10L11 239H13ZM33 237H35V236H33ZM56 237H57V238H56ZM101 237H102L104 240L101 239ZM113 237H115V236H113ZM174 237H175V236H174ZM209 237H208V236H207L206 238L204 237L203 240H202V237H201V240H198V238H197L198 241H201V242H198V241H197V243H199V244L203 243V244H201V246H202V245H204L205 243L208 242V240L210 239ZM222 237H223V236H222ZM232 237H231V238H232ZM30 238H31V237H30ZM30 238H29V239H30ZM139 238H140V237H138V239H139ZM208 238H209V239H208ZM214 238H215V237H214ZM253 238H255V236L252 237L251 239H253ZM22 239H21V240H22ZM31 239H32V238H31ZM31 239H30V240H31ZM207 239H208V240H207ZM224 239H225V238H224ZM242 239H243V238H242ZM245 239H246V238H244V240H245ZM247 239H246V240H247ZM258 239H259V238H258ZM38 240H39V241H38ZM88 240H89L90 242H89ZM99 240H100V241H99ZM101 240H102V241H101ZM141 240H142V239H141ZM195 240H196V239H195ZM210 240H211V241H214L215 239L212 238V239H210ZM217 240L220 241L221 239H217ZM217 240H216V241H217ZM226 240H227V242H228L229 239L227 238V239H225V241H226ZM230 240H231V239H230ZM236 240H237V239H236ZM236 240L234 239L235 242H236ZM246 240L244 241L245 244H246ZM22 241H24V240H22ZM22 241H19V242H22ZM33 241H32V243H33ZM160 241H161V240H160ZM206 241H207V242H206ZM211 241H209V242L211 243ZM218 241H217V242H218ZM222 241H223V240H222ZM238 241H239V239H238ZM248 241H250V240H248ZM135 242H136V241H135ZM184 242H185V241H184ZM192 242H193V241H192ZM209 242H208V243H209ZM217 242H215V243H217ZM223 242H224V241H223ZM229 242H230V241H229ZM232 242H233V238H232ZM235 242H233V243H235ZM251 242H252V241H251ZM23 243H24V242H23ZM36 243H34V244L36 245ZM129 243H130V242H129ZM210 243L207 244L208 247L212 245V244H210ZM236 243H237V242H236ZM239 243H240V242H239ZM71 244H72V245H71ZM102 244L106 246V247L103 246V247H104V251H106V254H105V252H103ZM227 244H229V243H227ZM240 244H241V243H240ZM243 244H244V243H243ZM243 244H242V245H243ZM247 244H249V243H247ZM247 244H246V245H247ZM6 245H7V244H5V246H6ZM99 245H101V246H99ZM148 245H149V244H148ZM177 245H178V244H177ZM207 245H206V246H207ZM231 245H233V244L231 243V244H229L228 246L231 247ZM152 246H153V248H152L153 251H154V247H155V248L158 247L157 244H156V245H152ZM192 246H193V244H192ZM192 246L190 247V249H191V248L194 249V246H193V247H192ZM199 246H200V245H199ZM214 246H215V244H214ZM217 246H219V244L216 245L215 248H216ZM226 246H227V245H226ZM228 246L225 247V242H224V248H226V249L229 248V249H230V247H228ZM237 246H238V244H237ZM239 246H240V245H239ZM243 246H244V245H243ZM243 246H242V247H243ZM7 247H8V246H7ZM100 247H101V249H100ZM219 247H220V246H219ZM247 247H248V246H247ZM255 247H256V246H255ZM46 248H47V249L49 248L50 251L45 252ZM84 248H85V249H84ZM119 248H120V247H119ZM121 248H122V246H121ZM123 248H124V247H123ZM150 248H151V247H150ZM150 248H149V250H151ZM203 248H205V251H206V252H204V253H206V254H208L207 250H211V249H212V247H211V249H209L210 247H209L208 249H206V247H203ZM232 248H233V247H232ZM236 248H237V247H236ZM236 248H235V249H236ZM238 248H239V247H238ZM57 249L60 250V253H59V252H56ZM105 249H106V250H105ZM113 249H114V248H113ZM124 249H125V248H124ZM193 249H192V250H193ZM219 249H220V248H219ZM8 250H10V249H8ZM25 250H26V251H25ZM92 250H91V251H92ZM147 250H148V249H147ZM149 250H148V251H149ZM158 250H159V249H157V253H158ZM174 250H175V249H174ZM178 250H179V249H178ZM178 250H177V251H178ZM180 250H181V249H180ZM182 250H183V249H182ZM192 250H191V251H192ZM194 250H195V249H194ZM194 250H193V251H194ZM216 250H218V249H216ZM223 250H224V249H223ZM230 250H231V249H230ZM230 250H229V251H230ZM238 250H240V249H238ZM256 250H257V249H256ZM46 251H47V250H46ZM57 251H58V250H57ZM88 251H87V252H88ZM91 251H90V252H91ZM111 251H112V250H111ZM111 251H110V252H111ZM114 251H115V249H114ZM135 251H136V250H135ZM153 251H152V252H153ZM161 251L163 252V250H161ZM164 251H165V250H164ZM167 251H168V250H167ZM167 251H166V252H167ZM188 251H189V250H188ZM211 251H212V250H211ZM213 251H215V249H214ZM213 251L211 252V253H212V257H213V258H216L217 260H220L219 262H222V259H220L221 257H220V258L218 257V256H221V255H218V256H217L218 258H217V257H214V255H213ZM218 251H219V250H218ZM225 251H226V250H225ZM225 251H224V252H225ZM227 251H228V250H227ZM227 251H226V252H227ZM90 252H89V253H90ZM124 252H125V251H124ZM145 252H146V251H145ZM152 252H151V253H152ZM159 252H160V251H159ZM171 252H172V251H171ZM189 252H190V251H189ZM189 252H187V254H189ZM197 252H198V251H197ZM200 252H201V251H200ZM202 252H203V251H202ZM215 252H216V251H215ZM215 252H214V254H215ZM219 252H220V251H219ZM221 252H222V251H221ZM224 252H223V254H225ZM93 253H94V252H93ZM116 253H117V252H116ZM121 253H122V252H121ZM137 253H138V252H137ZM141 253H142V252H141ZM146 253H147V252H146ZM148 253H149V252H148ZM151 253H150V255H151ZM157 253H156V251H155V255H156ZM160 253H161V252H160ZM160 253H158V254L161 255ZM167 253H168V252H167ZM184 253H185V252H184ZM191 253H192V252H191ZM194 253H196V252H193V254H194ZM211 253L209 252V254H208L209 257H207L208 255L205 256V257H207L208 259L210 258L209 261H211V258H212V257H210V254H211ZM45 254H46V257H45ZM53 254H54V255H53ZM162 254H163V253H162ZM168 254H170V253H168ZM172 254H173V253H172ZM180 254H181V253H180ZM182 254H183V253H182ZM193 254H192V255H193ZM206 254H205V255H206ZM223 254H222V256H223ZM227 254H228V253H227ZM12 255H13V253L11 254V256H12ZM15 255H17V254H15ZM15 255H14V258H13V259H18V258H17L18 255H17V256H15ZM42 255L44 256V258H42V257H43ZM89 255H90V254H89ZM109 255H110V254H109ZM111 255H112V252H111ZM111 255H110V256H111ZM120 255H121V254H120ZM150 255H148L149 258L152 257V256L150 257ZM155 255H153V256H155ZM159 255H158V256H159ZM166 255H167V254H166ZM189 255H190V254H189ZM194 255H195V254H194ZM194 255H193V256H194ZM198 255H199V253H198ZM201 255H202V253H201ZM201 255H200V257H201ZM203 255H204V254H203ZM30 256H31V257H30ZM163 256H164V255H163ZM163 256H159V260H158V261H160L161 263H164V261L166 262V260L169 259V261H168L169 263H168V264H176V263L174 262L175 259H173V260L170 259V258H172V256H170L169 258H167V257L165 256L167 259H166V258H163ZM177 256H178V255H177ZM177 256H176V257H177ZM186 256H187V255H186ZM215 256H216V254H215ZM3 257H4V255H3ZM18 257H19V256H18ZM22 257H23V256H22ZM25 257H26V256H25ZM81 257H83V258H81ZM134 257H135V256H134ZM160 257L163 258L164 261H161L162 259H161ZM178 257H179V258H182L183 255H182L181 257H180V255H179ZM205 257L203 258L204 260H205ZM230 257H231V256H230ZM29 258H28V259H29ZM35 258H36V259H35ZM41 258H42V259H41ZM84 258H85V259H84ZM201 258H202V257H201ZM213 258H212V259H213ZM231 258L233 259V257H231ZM231 258L228 257V260L231 259ZM23 259H26V258L23 257ZM38 259H39V260H38ZM97 259H96V260H97ZM104 259H103V260H104ZM157 259H158V258H155V260H157ZM160 259H161V260H160ZM165 259H166V260H165ZM184 259H186V258H183V259H180V260H183V261H184ZM187 259H188V258H187ZM194 259H195V258H194ZM197 259H198V258H197V254H196V260H197ZM199 259H200V258H199ZM232 259H231V260H232ZM235 259H237V258L235 257ZM35 260H36V261H35ZM37 260H38V261H37ZM50 260H49V261H50ZM149 260H150V259H148V260H146V261L148 262ZM153 260H154V259H153V257H152L151 260H150V262L153 261ZM170 260H171V261H170ZM189 260H191L190 257H189ZM189 260H188L187 262H185V263H186V264H189V263H188V262H190ZM200 260H201V259H200ZM200 260H199V261H200ZM206 260H207V259H206ZM243 260H244V258H243ZM243 260H242V258L240 257L239 260H234V259H233V261H232L231 263H232V264H237V263H238V264H241L240 262H242ZM28 261H29V260H28ZM47 261H48V259H47ZM49 261H48L47 263H46V262H44V263H46V264H50L51 261H50V262H49ZM104 261H105V260H104ZM158 261H157V263H159ZM185 261H186V260H185ZM194 261H195V260H193V263H194ZM199 261H198V262L196 261L197 264H199ZM202 261H203V260H202ZM209 261H208V264H212V263H213V262H212V263H209ZM111 262H112V261H111ZM144 262H145V261H144ZM178 262H179V261H178ZM180 262H181V263H184V262H182V261H180ZM229 262H230V260H229ZM243 262H244V263H243ZM243 262H242L243 264H249V263H250V262L248 263V262H246V261H243ZM29 263H30V262H29ZM44 263H43V264H44ZM96 263L98 264L97 261H95V264H96ZM140 263H141V262H140ZM224 263L227 264L226 261H225ZM224 263H223V264H224ZM251 263H252V261H251ZM54 264H60V261H57V262H55ZM101 264H102V263H101ZM141 264H142V263H141ZM149 264H150V263H149ZM154 264H155V263H154ZM159 264H160V263H159ZM178 264H179V263H178ZM190 264H191V263H190ZM201 264H202V263H201ZM203 264H204V263H203ZM221 264H222V263H221ZM229 264H230V263H229ZM257 264H258V262H257ZM261 264H262V263H261Z\"/></svg>",
  "mask_w": 264,
  "mask_h": 264
},
{
  "label": "snow or ice",
  "instance_id": "6c2138e0",
  "mask_svg": "<svg viewBox=\"0 0 264 264\" xmlns=\"http://www.w3.org/2000/svg\"><path fill=\"white\" fill-rule=\"evenodd\" d=\"M106 4L107 11H121L115 7L113 0H106ZM146 7L149 10L156 8V12L142 11L141 16L152 20H157L160 15L166 17L190 42L186 49L177 53L178 64H184L189 59L200 64L204 50L217 56L227 55L240 62L248 61L250 66L256 59H264V0H146ZM104 14L102 12L101 16ZM157 22L162 28L172 27L170 23ZM111 27L126 28L127 25L114 23ZM96 31H102V26ZM197 33L203 48L194 38ZM167 47L176 49L177 44L171 43ZM96 49L102 50L99 44ZM207 63L205 61V65ZM204 70L208 71L207 66Z\"/></svg>",
  "mask_w": 264,
  "mask_h": 264
}]
</instances>
